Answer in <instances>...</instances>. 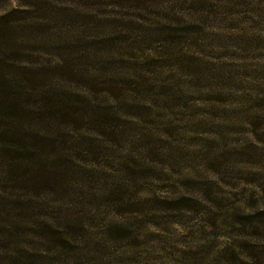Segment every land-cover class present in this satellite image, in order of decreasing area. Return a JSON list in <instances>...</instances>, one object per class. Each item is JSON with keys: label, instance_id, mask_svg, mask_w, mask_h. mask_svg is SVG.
Masks as SVG:
<instances>
[{"label": "rangeland", "instance_id": "1", "mask_svg": "<svg viewBox=\"0 0 264 264\" xmlns=\"http://www.w3.org/2000/svg\"><path fill=\"white\" fill-rule=\"evenodd\" d=\"M47 5L63 19L47 40L72 39L81 54V74L67 63L60 75L111 106L72 130L73 159L32 174L42 180L33 201L46 196L59 218L47 238L66 241V253L86 248L52 264H264V0ZM16 7L0 0V15ZM37 48L51 65L61 58ZM109 67L123 94L109 90ZM57 143L56 154L70 146Z\"/></svg>", "mask_w": 264, "mask_h": 264}, {"label": "trees", "instance_id": "2", "mask_svg": "<svg viewBox=\"0 0 264 264\" xmlns=\"http://www.w3.org/2000/svg\"><path fill=\"white\" fill-rule=\"evenodd\" d=\"M47 3L48 0H18V7L0 15V264H52L54 254L76 260L86 255V248L69 247L66 253V241L58 238L54 243L47 238L48 231L60 230L59 225H53L59 218L46 212L47 207H53L47 204L46 196L33 201L36 197L28 191L34 185L42 186V180L36 182L32 176L34 172L56 171L55 162L62 155L73 159L76 138H72V130L92 123L100 105L106 104L104 109L111 107L105 99L96 103V99H90L93 91L74 89L81 85L67 84L60 75L67 63H76L79 68L74 73L68 71L73 76L81 74L78 62L81 54L78 55L73 45L77 42L72 39L61 46L47 40L52 35L57 37L56 25L63 22L59 11L54 14ZM18 27L23 32L18 33ZM24 36L31 39L29 47L21 45ZM40 45H48L49 51L61 58H56L54 65L44 61L37 55L41 50H34ZM60 48L64 50L58 52ZM48 67L58 74L49 76ZM107 72L115 82L107 84L109 90L118 85L121 93L125 91L115 79V70L109 67ZM87 82L94 87L92 79ZM71 92L76 100L70 98ZM103 93L110 95L109 91ZM83 101L86 104L79 105ZM65 118L70 121L65 122ZM58 140L70 144L61 149L62 154L55 152ZM88 143L86 140L83 144ZM68 168L65 164L58 170L65 172ZM56 189L62 191L63 187ZM61 199L64 201L65 196Z\"/></svg>", "mask_w": 264, "mask_h": 264}]
</instances>
